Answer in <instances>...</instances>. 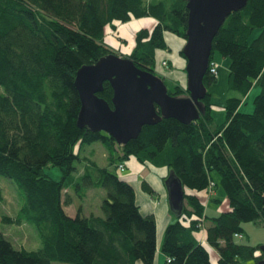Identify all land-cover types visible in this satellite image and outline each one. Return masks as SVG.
I'll return each mask as SVG.
<instances>
[{
    "label": "trees",
    "instance_id": "1",
    "mask_svg": "<svg viewBox=\"0 0 264 264\" xmlns=\"http://www.w3.org/2000/svg\"><path fill=\"white\" fill-rule=\"evenodd\" d=\"M186 3L0 0V176L16 184L22 199L16 215H1L0 224H30L41 244L35 250L15 248L0 230V264H153L155 217L140 212L134 186L117 171L130 157L150 169L172 170L185 191L180 214L163 232V264H213V252L217 264L260 263L261 246L244 244L234 234H243V222L264 225V0H247L226 17L214 36L210 61L216 72L208 66L203 76L204 111L197 119L182 123L161 118L143 125L137 137L125 144L76 124L80 110L76 72L101 57L118 54L104 42L105 28L115 22L152 18V28L136 32L127 57L139 69L161 78L168 94H188L185 85L168 84L173 80L163 78L156 68L157 54L169 50L166 33L185 42ZM255 29L258 33L252 37ZM216 51L229 58L228 90L240 95L225 100V119L220 124L213 121L212 95L207 90L217 80ZM179 56L185 61L182 47ZM255 86L259 92L253 111L239 112L241 98ZM98 96L111 106L108 82ZM95 142L106 151L104 166L92 155L81 154L84 145ZM47 165L60 169V179L44 174ZM212 172L218 174L228 208L207 216L206 202L216 185ZM140 186L154 195L144 180ZM98 187L104 190L101 214L85 215L81 205L74 215L67 212L65 206L73 199L70 190L83 200ZM201 218L207 243L195 235Z\"/></svg>",
    "mask_w": 264,
    "mask_h": 264
},
{
    "label": "water",
    "instance_id": "2",
    "mask_svg": "<svg viewBox=\"0 0 264 264\" xmlns=\"http://www.w3.org/2000/svg\"><path fill=\"white\" fill-rule=\"evenodd\" d=\"M247 0H187L185 55V96L168 94L164 81L154 73L139 69L127 57L109 54L76 72L74 86L80 99L76 124L93 132H104L117 144L137 137L143 125L161 118H175L188 123L204 111L201 99L203 84L211 59L212 40L226 17L242 9ZM104 82L112 89L111 106L98 96ZM170 211L178 216L183 208L185 191L180 179L170 170L164 179ZM262 203L264 205V189ZM264 264V245L260 247Z\"/></svg>",
    "mask_w": 264,
    "mask_h": 264
},
{
    "label": "rangeland",
    "instance_id": "3",
    "mask_svg": "<svg viewBox=\"0 0 264 264\" xmlns=\"http://www.w3.org/2000/svg\"><path fill=\"white\" fill-rule=\"evenodd\" d=\"M131 20L132 21L138 20L140 23L139 27H133V24L129 25L132 22ZM131 20L126 22L124 26L119 30H117L116 28H112L111 29L112 32L108 33V35L111 36L110 39L116 41L114 42L116 47L113 44L112 46H110L107 42H105L104 39V42L108 47H110L112 50H114L116 53L122 56H127L131 52L134 44V36L140 28L146 26H148V28H152L154 25V24L152 25V22L151 24H149L150 21H152L150 17H143V18L131 19ZM115 23H120V22H115ZM119 25L120 24H118L117 27H119ZM257 33H258V29H255L252 33V37H254ZM165 39L169 46V50L166 52L169 54L170 59L165 57L164 54H160L157 57V59L159 60V65L156 66L158 73L161 76H163V78L166 77L164 75L165 72L171 70L172 68L178 70V67H180L181 64L184 62L183 58H181V56L178 55L179 48L181 47V45L184 44L183 40L169 33L165 34ZM213 58L216 60L217 63V80L216 82L209 85L207 87V90L212 95L211 115L213 117V121L215 124H220L225 119V109H224L225 100L228 97H240V95L236 91L228 90L227 88V72H228L227 67L229 63V58L220 55L217 51L213 54ZM166 61H169L170 64L169 67L166 66L167 65ZM166 78H167L166 80H169L168 77ZM167 82L168 84H170L171 82H175V81H170V82L167 81ZM249 92L244 97L241 96L242 103L239 106L238 109L239 112L251 113L253 111V107H254L253 99L258 94L259 88L257 86L252 87L249 90ZM97 145H101V144L95 142L91 145H87V144L84 145V147L81 150V154L92 155V158H94V160L98 163V165L104 166L106 165V160L98 151ZM91 149H93V151H91ZM130 160L132 161L130 164L134 165V167L136 166V164L141 165L137 163L134 159H130ZM126 163L129 164V160H127ZM76 165L78 171H80L81 166L79 165V163H77ZM142 167L149 169L148 167L145 166ZM152 169L154 171H162L161 169H157V168H152ZM43 171L45 175L55 180L60 179L61 171L57 166L47 165L43 168ZM126 172L127 173L132 172L130 166H128ZM119 175L123 178L125 177V172L119 173ZM212 177L215 180L214 183L216 185L213 188V192L211 194V200H209V202L208 201L206 202L207 216H214V213H216L214 211V208L216 206L217 207L222 206L221 208L225 210L226 206L224 205L227 203L226 195L222 190L221 186L219 185L218 174L216 172H212ZM162 184L165 187L164 180H162ZM136 190L137 193L140 192L138 188H136ZM103 191L104 190L100 187L92 188V190L88 191V194L85 196V198L83 200H80V198L77 197L72 190H70L69 193L71 194L73 199L70 205L65 206L67 212L70 215H74L78 206L81 205L83 207V211L85 215H88L90 212L101 214L100 203L102 202L104 196ZM0 193H1L0 216L3 214L12 217L15 216L22 203V199L19 196L16 184L9 178L0 176ZM200 198L201 200H203V202H205L206 197L204 195H200ZM215 200H218L219 202H216ZM169 214L173 218H175V215L170 211V209H169ZM242 228H243V234L241 239H238V241L251 246L264 245V225L256 224L255 222L250 221V222H243ZM0 230L3 232V234L6 236V238L11 242V244L15 248L24 247L27 250H31V249L35 250L41 246L40 240L34 228L30 224H25V223H22L20 225L0 224ZM236 263L247 264L250 262L248 260H239ZM54 264H59V263L56 262Z\"/></svg>",
    "mask_w": 264,
    "mask_h": 264
},
{
    "label": "crops",
    "instance_id": "4",
    "mask_svg": "<svg viewBox=\"0 0 264 264\" xmlns=\"http://www.w3.org/2000/svg\"><path fill=\"white\" fill-rule=\"evenodd\" d=\"M151 22L153 25L154 20L152 19V21H150L149 24H151ZM125 23H113V24L107 26L105 28V37H104L105 42H107L110 46H112V44H113L116 47V45L114 43L116 41L115 40L113 41L112 39H110L111 36H109L108 33L112 32V30H111L112 28H116L117 30H119L120 28H122L124 26ZM118 24H120L119 27H117ZM131 24H133V27H139V25H140L138 20L132 21L129 25H131ZM146 27H148V26H146ZM181 47H182V45H181ZM178 53H179V50H178ZM160 54H164L165 57L170 59L168 53H159V54H157V57ZM184 68H185V61L181 64L180 67H178V70H175L172 68L171 70L165 72L164 75L166 77H168L169 79H171L175 82H178L180 85L186 86V74H185ZM97 146H98L97 149L101 153V155L103 157L106 156V151H105L104 147L102 145H97ZM91 151H93V149H91ZM130 159H134V158L130 157L128 159L129 164H127L125 162L126 163L125 166H126V170H127L128 166H130V169L132 170V172L127 173L125 171V177H123V179L128 181L129 183H131L134 186L135 190H136V188H138L140 190L139 193H137V190H136V203L139 206L140 212L144 215L145 214H153L155 217L157 252H156V256H155V260H154L153 264H163L165 257L160 251L162 236H163V232H164V229L167 226V224L174 220V218L169 214V208H168V203H167V193H166L165 187L162 184L163 177L166 176V174H167V169L160 168L162 171H154L152 168L146 169V168H143L141 165H137V164L134 167V165L130 164L132 162ZM145 170H146V172H145ZM142 180H144L147 183V185L151 187V189L154 191V195H150L148 192L141 190L140 183ZM213 195H214V193H213ZM210 199H211V197H210ZM224 206L227 207L228 204L226 203ZM221 207L216 206L214 208V211L216 212V213H214V216L217 215L218 212L222 209ZM195 235H196V238L198 240V235L197 234H195ZM211 256H212L213 264H217L216 259H215V257L217 256L216 253L213 252V254ZM137 264H141V263H137ZM247 264H251V262L247 263Z\"/></svg>",
    "mask_w": 264,
    "mask_h": 264
},
{
    "label": "built area",
    "instance_id": "5",
    "mask_svg": "<svg viewBox=\"0 0 264 264\" xmlns=\"http://www.w3.org/2000/svg\"><path fill=\"white\" fill-rule=\"evenodd\" d=\"M208 66H209V70L211 72H213V73L216 72L215 66H214V64L211 61L209 62V65ZM124 166L125 165H123V164L118 165L117 171L119 173H122L125 170L124 169ZM210 187H213V182L210 183ZM198 227L200 229L199 232H198V234H197L198 235L199 242H201V243H207L206 242V236H205V227H204V223H203L202 218H201V220H200V222L198 224ZM234 237L240 239L242 237V235L240 233H235L234 234Z\"/></svg>",
    "mask_w": 264,
    "mask_h": 264
}]
</instances>
